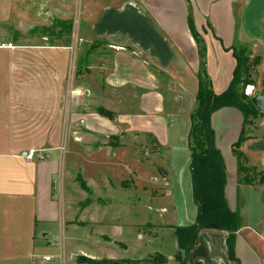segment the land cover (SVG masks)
<instances>
[{"label":"crops","instance_id":"0c3cea01","mask_svg":"<svg viewBox=\"0 0 264 264\" xmlns=\"http://www.w3.org/2000/svg\"><path fill=\"white\" fill-rule=\"evenodd\" d=\"M31 2L0 0V43L13 45L0 47V264H37L34 260L42 254L40 250L51 246L52 228L48 225L61 221V201L70 195L67 181L60 176L61 155L56 153L66 110L74 119L72 133L78 145L70 166L77 172L74 181L87 196L83 194L82 201L68 200L70 206L76 205V212L84 210L85 215L71 216L63 230L68 224L77 228L87 223L92 227L136 224L97 219L89 222L82 217L88 218L86 212L93 207L109 211V206L118 205L110 201V173L100 174L95 167H125L126 160L144 165L142 151L148 154L152 145L148 140L144 148L146 135H152L161 150L170 147L175 135L182 136L184 144L179 141L182 147L173 145V150L184 151L188 156L185 164H190L191 113L197 105L202 61L189 18L204 43V68L217 93L228 87L233 75L235 58L228 48L264 49V0H82L89 23L86 40L92 44L75 58L71 102L65 110L62 100L66 99L67 83L61 73L69 45H59L57 39L47 46L29 42L30 34H46L32 32L43 28L40 24L33 29L25 26L46 16L41 14L43 10L35 12ZM52 33L54 38H62L58 30ZM184 103L185 112H181ZM98 108L112 111L114 118L99 114ZM232 109L222 108L212 115L216 144L224 141V133L231 127ZM241 121L243 125L244 118ZM245 132L239 151L249 169L261 176L253 184L240 183L237 161L238 175L231 178L232 183L237 180L238 189L233 206L228 198L225 159L228 202L243 217V226L236 232L237 259L229 256L227 232L202 230L189 264L198 260L204 264H264V182H260L264 178V113L252 119ZM30 151L34 156L27 160L25 155ZM148 156L149 160L153 157ZM132 167L128 166L120 180L124 213L130 212L127 206L131 205L126 203L131 200L130 194L143 188L144 179H150L143 177V169ZM79 176L88 190L80 185ZM167 177L168 173L164 177L166 185ZM188 179L191 193L190 168ZM179 187L180 183L174 184L168 195L179 194ZM237 187L248 189L241 193L253 204L248 211L237 201ZM146 207L158 209L152 204ZM196 215L197 206L192 204L190 214L184 213L178 225L192 224ZM38 229H43V239L37 235ZM61 243L64 245V238ZM77 256L72 254V258ZM41 263L51 260L42 258Z\"/></svg>","mask_w":264,"mask_h":264},{"label":"rangeland","instance_id":"374dc122","mask_svg":"<svg viewBox=\"0 0 264 264\" xmlns=\"http://www.w3.org/2000/svg\"><path fill=\"white\" fill-rule=\"evenodd\" d=\"M31 3L33 4L32 8L36 10L35 12L43 10L41 14H46V16L42 17L41 22L35 20L30 24L25 23V26L27 28L30 26L32 29L36 24H40V27L44 28L51 26L54 27L53 30L50 29L46 31L47 35L41 34L40 32L35 35L30 34L29 42L33 45L47 46L52 42H55V39H57V44L62 46L69 45V49L65 52V65L61 73V78L64 80L65 84L67 83L65 87V90L67 91L66 99L62 100V104L65 105L66 110L71 102L69 96L74 81L75 58L77 57V54L92 44V42L86 40L89 23L84 11V4L82 0H32ZM58 10L61 11L59 12ZM55 13L57 17H55ZM58 19L59 22L56 24V20ZM69 24H71V27H69ZM54 30L61 32L62 38H54L52 35V31ZM43 35H46L47 39H43ZM245 48L248 50L252 60L255 61L254 67L252 68V78L254 80V84L252 85L254 86V90L255 92H263L264 49L249 46H246ZM184 105L185 103L182 104L181 112H185L183 109L186 106ZM65 115L66 116H64L63 120L65 127L61 134L58 135L61 146L56 153H60L61 155L60 176H63L65 182L67 181V185H65L67 192L70 195L68 197L65 196L61 201V221L53 225H48L52 228L49 235L51 246H44V248L40 250V253L42 254L35 258V263L43 264L41 263V259H46L45 255L47 254L51 257V263L48 264H77L75 257L72 258V254H75V256L86 254L98 258L109 257L128 260L132 258H149L155 252L159 251L167 256L168 262L166 264H177V252L174 251L176 237L173 226L178 225L182 217H184V213L186 214L188 212V214H190L192 204H194V206L196 205L192 199V191L191 193L189 191V165L185 164L188 156H185V152L182 150H173V145L182 147L178 144L179 141H183L181 140L182 136L178 137L175 135L170 147L162 148V150L155 144L156 140L152 135L144 136V148L149 140V143H152V145L147 153L153 156L151 160H149L148 154L143 150L142 160L144 165H134L132 161L126 160L125 163L127 165L125 167L115 165L104 166L102 168L98 166L95 167V170L100 174H103L104 172H106V174L107 172L108 174L110 173V181L113 182L111 193L112 199L110 201L112 204L118 205L112 207L109 206V208H111L109 211L105 209L98 210L93 207L89 212L85 211L88 218L82 217V219L89 222L92 219H97L101 221L111 220L118 223L136 224H121L119 227H112L110 224L104 223L92 227L87 223V225H80L78 228L74 227V225L70 226L68 224L67 230L65 228L63 230L62 227L64 222L68 221L71 216L85 215L84 210H81L79 213L76 212L74 209L76 205L73 204L70 206L69 201H82V199L84 200L83 194H85L84 196H87V193L81 191L79 185L74 181L77 172L71 170L72 167L70 166V162L71 160H74V154L77 152L75 149L78 148V145L74 142V135L72 133L74 119H72L71 114L68 113L67 110L65 111ZM242 118V113L233 108L230 118L231 127L224 133V141H219L217 143L227 160L229 176L228 198L232 205L236 203L235 196L237 195L236 193L238 190H236L237 180H235L236 183H232L231 179L236 173L238 161V158L232 149V144L237 140L240 131L243 128L241 121ZM30 141H32V139ZM129 165L133 166L131 169H143V177L145 178V176H149L153 181H150V179H148L149 181H146V179H144L142 182L143 188L141 187L130 194L131 200L126 202L128 205H131L127 206L130 209V212L124 213L121 205L122 185L120 180L128 169H130L128 168ZM68 171H71L72 174L68 175ZM165 173H168L167 185L165 184L166 181L164 179ZM248 173L251 179L259 181V173L254 174L251 169L248 170ZM236 175L238 174L236 173ZM79 178L80 179L77 180L81 185V180L84 181V179L81 176H79ZM237 179L240 183H243L240 181V175L237 176ZM171 181H173V183ZM177 183H180V187L178 188L179 194L174 193L173 196L168 195L167 190L173 189L174 184ZM131 185L132 183H129L127 186L130 187ZM237 188H239L240 193V197L237 201H239L240 205L244 204L246 211H248L249 207H252L253 204L250 205L248 197L241 194L243 190L247 191L248 189H241V187ZM257 192H259V190ZM134 203H136V206L133 205ZM150 204L158 209L148 210L146 205ZM147 223H152V225H147ZM43 233V229L37 230V235L42 239ZM98 233L105 234L109 238L98 235ZM63 238L64 245L61 243ZM123 259L118 261L124 262Z\"/></svg>","mask_w":264,"mask_h":264},{"label":"trees","instance_id":"16d2710c","mask_svg":"<svg viewBox=\"0 0 264 264\" xmlns=\"http://www.w3.org/2000/svg\"><path fill=\"white\" fill-rule=\"evenodd\" d=\"M57 22L59 20H56V24ZM189 25L194 38L200 46L202 61V68L198 73L197 105L191 113L192 124L190 131L191 155L189 168L192 197L197 206V215L192 224L173 226L177 242V264H189L190 253L197 245L198 237L202 230L227 232L229 256L232 259H237L235 255V239L236 232L243 226V217L239 211L232 210L228 202L226 195L227 167L224 155L216 144L212 115L214 112L228 107L237 108L242 113L244 124L238 139L233 144V150L238 158L240 181L245 184H253L254 180L248 175L249 167L246 165V160L239 148L245 139L246 125L262 114L251 101V96L245 93L246 86L254 84L252 68L255 61L252 60L248 50L242 46H231L228 48V50L232 51L235 58L233 75L228 87L224 91L217 93L211 87L209 77L205 71L204 43L200 38L199 32L195 29L191 17L189 18ZM53 27L34 28L32 32L53 30ZM69 27H71V24H69ZM97 112L110 119L114 118V113L104 108H98ZM260 182H264L263 177ZM81 185L88 190L83 180H81ZM116 261L113 258H92L82 254L76 257L77 264H114ZM123 261L128 264H166L168 259L165 254L158 251L149 258ZM194 264L204 263L198 260Z\"/></svg>","mask_w":264,"mask_h":264},{"label":"water","instance_id":"95a60500","mask_svg":"<svg viewBox=\"0 0 264 264\" xmlns=\"http://www.w3.org/2000/svg\"><path fill=\"white\" fill-rule=\"evenodd\" d=\"M251 101L253 102V104L255 105V107L259 112L264 113V92H255L251 96ZM166 175L167 173L164 174V177H166ZM262 200L264 201V191L262 194ZM114 264H128V263L117 260Z\"/></svg>","mask_w":264,"mask_h":264},{"label":"built area","instance_id":"2783aa9c","mask_svg":"<svg viewBox=\"0 0 264 264\" xmlns=\"http://www.w3.org/2000/svg\"><path fill=\"white\" fill-rule=\"evenodd\" d=\"M12 43H0V47H12ZM245 93L249 96H252L255 93L254 86L252 84H248L245 88ZM34 156V151H30L25 155L27 160H31ZM47 260H50L51 257H46Z\"/></svg>","mask_w":264,"mask_h":264}]
</instances>
